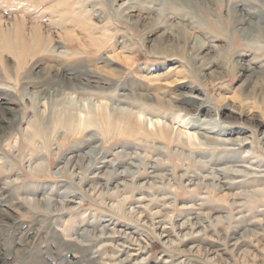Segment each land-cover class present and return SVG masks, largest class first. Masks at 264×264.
<instances>
[{"label": "rangeland", "instance_id": "rangeland-1", "mask_svg": "<svg viewBox=\"0 0 264 264\" xmlns=\"http://www.w3.org/2000/svg\"><path fill=\"white\" fill-rule=\"evenodd\" d=\"M72 1H81L70 7L90 29L74 15L61 21L53 0L19 16L0 6L5 30L17 24L28 40L37 26L51 40L35 53L0 51V209L17 221L0 227L4 258L264 264V82L247 71L264 63V0ZM45 78H65L74 90ZM181 83L199 87L216 123L176 118L170 97L188 92ZM136 119L143 125L130 134ZM151 119L178 142L144 133ZM227 124L231 135L218 130ZM229 138L244 141L242 149ZM222 153L238 162H213Z\"/></svg>", "mask_w": 264, "mask_h": 264}, {"label": "bare ground", "instance_id": "bare-ground-1", "mask_svg": "<svg viewBox=\"0 0 264 264\" xmlns=\"http://www.w3.org/2000/svg\"><path fill=\"white\" fill-rule=\"evenodd\" d=\"M47 0H0V6H10V8H12L11 10H10V8H7V10L9 11H13V13H14V16L17 14H24L25 15V9L27 8V11L29 10V9H31L32 7L33 8H37V7H39L40 5H44V2H46ZM54 1V4H51V6L49 7L50 8V10H52V11H54L55 13H57V15H59V17H61V21H64V23H66V21H68L69 20V16L70 15H74V19H73V22L75 23V24H77V25H79V24H83V27H84V30H87L88 28L90 29L91 27H89V25L87 24V20H84L82 17H81V15L82 14H80V15H76V13H75V11H73V10H71V7L70 6H73L72 8L74 9V7L75 6H82V4H81V1H74V3H73V1L72 0H70V4H69V2L67 1V0H64L65 1V3H66V9H64V8H62V7H59L60 6V3H61V1L62 0H53ZM86 2V1H85ZM59 5V6H58ZM64 5V4H63ZM13 6H17L16 8H14ZM93 6V5H92ZM41 7V6H40ZM59 7V8H58ZM60 8H62V9H60ZM59 9V10H58ZM1 10H3V8L1 9ZM12 13V14H13ZM16 15V16H17ZM56 15V14H55ZM19 16V15H18ZM262 17V16H261ZM53 18H54V16H53ZM4 18H0V51H3V50H5L6 51V53L7 54H14V55H16V56H20L21 54L22 55H24V54H26V53H35V52H38V50L42 47V46H44L45 44L47 45V43L48 42H50L51 40L49 39V37L48 38H46L45 37V35H44V33H43V31H42V29L41 28H39V27H37V26H35V27H32L31 28V30H30V32H29V39L27 40V39H24L23 37H22V34H23V32L21 31V27H19L17 24H13L12 26H10V28L7 30H5L4 28H3V26L1 25L2 24V20H3ZM21 19H23V18H21ZM54 21H55V19H53ZM51 21V20H50ZM54 21H52V23L54 22ZM60 21V22H61ZM22 22V21H21ZM20 22V23H21ZM55 22H57V20L55 21ZM263 22H264V20H263ZM23 23V22H22ZM22 23L20 24V25H22ZM56 24H58V23H56ZM195 26V25H194ZM259 26V25H258ZM110 28V27H109ZM108 28H105V30H107ZM104 30V31H105ZM96 31V30H95ZM94 31V32H95ZM89 32V31H88ZM97 32H100V30H97ZM107 32V31H106ZM104 35H108L107 33H104ZM92 37V36H91ZM93 38V37H92ZM50 41H49V40ZM94 41H97L98 42V40L97 39H94ZM199 41L200 40H198L197 41V43H199ZM23 42H26L25 44H23ZM51 43V42H50ZM201 47L203 46V45H200ZM44 47H46V46H44ZM197 57H200L199 55H197ZM200 58H202V57H200ZM106 60H109V59H106ZM109 63V62H108ZM82 69H80V67H78L77 69H76V71H77V73H80L81 74V71ZM247 71L249 72V78H253V79H251L250 81H253V82H256L258 79H259V82H264V63L263 64H259V68H255V67H252V66H250V67H248L247 68ZM76 75V74H75ZM44 83H46V85H48L49 84V86L50 87H53L54 89H56V88H59L60 89V91H62V90H64V91H67V90H74L73 88V86H71V84H72V82L70 83L67 79H61V78H57V79H53V80H46V78L44 79ZM181 84H183L182 85V87H184L185 89H187L188 88V92L187 93H184V92H182V94L180 93V95L179 96H172V97H170L171 98V100H172V102L174 103V107H175V111H172V112H174L173 114H175V116H176V118H179L180 116H181V114L180 113H182V114H184V117L185 116H188V115H191V114H193V115H196V116H198V117H200V116H202V115H204L205 116V118L202 120V121H205V123H202V126H204V125H206L207 126V124L209 123V124H211V122H213V120H214V122L216 123V119H217V115L218 114H213L214 113V108L211 106V105H209V104H207V103H205V101L203 100V99H201L199 96H198V92H199V87H197V86H189V85H185L184 83H181ZM85 86V85H84ZM83 86V87H84ZM142 87H143V85H141ZM76 88V87H75ZM144 88V87H143ZM178 88V87H177ZM52 89V88H51ZM143 90H145V89H143ZM161 90V89H160ZM2 91V90H1ZM165 91V90H164ZM148 92H149V90H148ZM163 92V91H162ZM166 92V91H165ZM50 93V92H49ZM61 93V92H60ZM119 93V92H118ZM125 93V92H124ZM145 93H147V92H145ZM48 94V93H47ZM56 94H58L57 92H56ZM144 94V93H143ZM142 94V96H144ZM61 95V94H60ZM125 95V94H124ZM147 95V94H146ZM57 96V95H56ZM59 96V95H58ZM119 96H123V94H119ZM139 96V95H138ZM43 97V96H42ZM44 98V97H43ZM119 98V97H118ZM148 98V97H147ZM127 99V98H126ZM145 99V98H144ZM146 100V99H145ZM147 101H151V102H154V100L153 99H151V100H147ZM161 100H159V102H160ZM158 102V101H157ZM170 102V101H169ZM169 102H168V104H169ZM164 103V102H163ZM171 103V102H170ZM209 103V102H208ZM162 104V103H161ZM3 109V106L2 105H0V110H2ZM232 111H236V110H234V109H232ZM1 113V112H0ZM132 115V114H131ZM248 115V114H247ZM126 117V116H125ZM160 117V116H159ZM206 117H209L210 119H206ZM246 117V116H245ZM247 117H249V116H247ZM129 118V117H128ZM130 118H131V116H130ZM15 119H17V117L15 118ZM124 119V118H123ZM133 119V118H132ZM201 119V118H200ZM199 119V120H200ZM3 120V119H2ZM81 120V119H80ZM1 121V120H0ZM123 121V120H122ZM164 122V121H163ZM206 122H208V123H206ZM221 122V121H220ZM140 124H142V123H140ZM140 124H138V121H137V119H136V121H129L128 122V126H127V129H125V130H127V131H129L130 132V134H132V133H135L136 131H135V125L137 126V128H138V126L140 127ZM145 124V123H144ZM149 124H151V126H154L156 129H154V127L152 128L153 130H150L148 127H142L144 130H146L144 133H147L149 136H150V133L151 134H153V135H155V136H157V137H159L162 141H166L168 144H175V143H177L178 141L176 140V137H174L173 136V133H172V130L167 126V125H161L160 124V121L158 120V121H153L152 119L149 121ZM167 124H169V123H167ZM143 125V124H142ZM196 124L194 123L193 124V126H195ZM149 126V125H148ZM170 126V125H169ZM192 126V127H193ZM198 126V125H197ZM200 126V125H199ZM217 126V125H216ZM0 127L1 128H6L7 129V127H5V126H2V124H1V122H0ZM122 127V126H121ZM122 128H124V127H122ZM219 129V131H221V132H223L224 134H232V132H235V130L234 129H232L231 128V126H229L228 124H227V126H221V127H218ZM199 129V128H198ZM210 129H212V130H215L216 129V127L214 126V127H211ZM8 130H10V129H8ZM125 130H124V133H125ZM150 130V131H149ZM11 131V130H10ZM150 132V133H149ZM237 133V132H236ZM239 133V132H238ZM202 134V133H201ZM143 135V134H142ZM192 136V135H191ZM204 136V135H203ZM5 137V135H3V134H0V141L1 140H3V138ZM192 137H194V136H192ZM182 138V137H181ZM181 138H179L180 140H181ZM159 139V140H160ZM179 140V141H180ZM185 140V139H184ZM229 141H232L233 140V142H237V144L235 145V144H233V146L235 145L236 147L238 146V148H236L237 149V151H239L240 149H242L241 148V146H242V144L244 143V141H242L240 138H236V139H232V138H229L228 139ZM183 145H185V144H183ZM202 145H204V144H202ZM228 145H232V144H228ZM194 146V145H193ZM208 146V145H207ZM175 147V146H174ZM94 149V148H93ZM203 150V149H202ZM235 150V149H234ZM96 151V150H95ZM96 152H98V150L96 151ZM96 152H94V153H96ZM90 153H92V152H90ZM99 153V152H98ZM237 153V152H236ZM239 153H241V152H239ZM238 153V154H239ZM97 154V153H96ZM136 154V153H135ZM91 155V154H90ZM99 155V154H98ZM140 156H141V154H139ZM196 155V154H195ZM240 155V154H239ZM243 155V154H242ZM91 156H93V155H91ZM133 156H136V155H133ZM95 157V156H94ZM97 157V156H96ZM100 158V157H99ZM135 158H137V157H135ZM134 158V159H135ZM240 158H241V156H240ZM91 159V158H90ZM105 159V158H104ZM131 159H132V157H131ZM236 155H233V154H230V153H222V154H219V155H216V158L213 160V162H223L224 160L226 161V160H229V161H232L233 163L236 161V162H238V160L236 159ZM242 159V158H241ZM241 159H240V161H241ZM94 160V159H93ZM93 160H91V162L93 161ZM101 160V159H100ZM154 161V160H153ZM224 161V162H225ZM95 162V161H94ZM103 162V161H102ZM109 162V161H108ZM231 162V163H232ZM96 163V162H95ZM162 163V162H161ZM70 164V163H69ZM109 164V163H108ZM133 164V163H132ZM263 164V163H262ZM224 165V164H223ZM93 166V165H92ZM135 167L136 169H137V165L135 166L134 164L132 165V167ZM162 165L161 164H158V163H155L152 167H153V171H157L158 169H160V167H161ZM90 167V166H89ZM99 167V166H98ZM115 167V166H114ZM113 167V168H114ZM168 167V166H167ZM95 168V167H94ZM112 168V169H113ZM130 168V167H129ZM128 168V169H129ZM205 169V168H204ZM260 169V168H259ZM264 169V168H263ZM126 170V172L128 173V171H127V169H125ZM243 170V169H242ZM98 171V170H97ZM137 171V170H136ZM203 171V170H202ZM211 171V170H210ZM240 171V170H239ZM245 171V170H244ZM130 172V171H129ZM132 172H133V168H132ZM131 172V173H132ZM242 172V171H241ZM119 173V172H118ZM134 173V172H133ZM132 173V174H133ZM150 173H152V172H150ZM228 173H229V171L227 170V169H221L220 170V176L221 177H226L225 175H228ZM243 173V172H242ZM121 176H124L125 174H124V172H121V173H119ZM157 175V174H156ZM231 175V174H230ZM234 175V174H233ZM240 175V174H239ZM137 176V175H136ZM136 176H134L133 178H136ZM139 176V175H138ZM218 176V175H217ZM231 177H233V176H231ZM196 178V177H195ZM227 178V177H226ZM235 178V177H234ZM233 178V179H234ZM257 178V177H256ZM255 178V179H256ZM225 179V178H224ZM223 180V179H222ZM236 180V179H235ZM260 180V179H259ZM258 180V181H259ZM234 181V180H233ZM264 181V180H263ZM222 182V181H221ZM240 182V181H239ZM262 182V181H261ZM226 183V182H225ZM220 185V184H219ZM222 185H223V183H222ZM227 186V185H226ZM234 186V185H233ZM235 187V186H234ZM2 191L4 192V193H6V190H4V187H2ZM67 193V192H66ZM49 195V194H48ZM61 195V194H60ZM9 197L11 198V199H13V195L12 194H10L9 195ZM65 198V197H64ZM59 199V198H58ZM55 200V199H54ZM57 200V199H56ZM12 203L13 204H11V205H14V204H18L19 206H21L20 204H22V202H20V203H17V201H13L12 200ZM61 203H63V202H61ZM51 205V204H50ZM55 207V206H54ZM202 209H203V207H202ZM207 210V211H212L213 209L210 207V208H207V206L205 207L204 206V210ZM212 209V210H211ZM138 212H140L139 210H138ZM143 212V211H142ZM188 212H190L189 210H188ZM206 212V211H205ZM204 212V213H205ZM131 213V212H130ZM132 213H133V211H132ZM156 213L157 214H159L160 212H158V211H156ZM140 214V213H139ZM135 215V214H134ZM143 215V214H142ZM160 218V217H159ZM204 218V217H203ZM194 221H196V220H194ZM16 219H15V217L11 214V212L9 211V210H5V209H0V227L1 226H9V227H12L13 225H16L17 226V224H16ZM11 225V226H10ZM152 225V224H151ZM196 225V224H195ZM201 226V225H200ZM15 227V226H14ZM196 227H197V225H196ZM247 227H249V226H247ZM187 228V227H186ZM16 229V228H15ZM12 230V229H11ZM13 232H14V229L12 230ZM2 235V234H1ZM119 236V235H118ZM223 237V236H222ZM2 238V237H1ZM3 238H4V236H3ZM2 238V239H3ZM1 239V240H2ZM8 239V238H7ZM9 240V239H8ZM58 240H60L59 238H58ZM5 241V240H4ZM4 241H3V243H4ZM7 241V240H6ZM235 244V243H234ZM215 245V244H214ZM1 246V245H0ZM3 246V245H2ZM235 246H237V242H236V244H235ZM45 252V251H44ZM43 252V253H44ZM4 252L2 251V249L0 248V264H12L11 262H9L7 259H5L4 258ZM37 256H38V254H37ZM41 256V255H40ZM43 256V255H42ZM41 256V257H42ZM42 258H44V257H42ZM44 260V259H43ZM47 262H45V264H46ZM80 263V262H79ZM78 263V264H79ZM49 264H50V262H49ZM81 264V263H80Z\"/></svg>", "mask_w": 264, "mask_h": 264}]
</instances>
